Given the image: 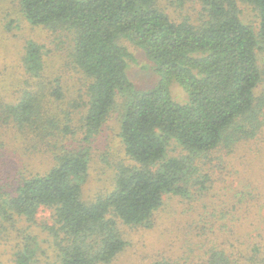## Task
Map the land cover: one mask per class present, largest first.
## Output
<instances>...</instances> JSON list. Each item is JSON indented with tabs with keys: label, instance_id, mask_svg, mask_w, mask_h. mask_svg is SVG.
<instances>
[{
	"label": "trees",
	"instance_id": "16d2710c",
	"mask_svg": "<svg viewBox=\"0 0 264 264\" xmlns=\"http://www.w3.org/2000/svg\"><path fill=\"white\" fill-rule=\"evenodd\" d=\"M158 1L18 0L30 25L73 34V63L89 80L86 100L76 106L86 111L77 148L66 146L72 136L68 125L57 132L52 122L43 124L44 95L37 91L24 89L16 103L0 106L1 123L20 132L33 130L52 148L49 170L22 180L14 196L0 192L3 219L32 222L41 208L52 211L58 249L52 264H111L127 246L119 224L153 227L165 197L181 202L185 216L168 244L179 254H161L151 264H264V198H258L264 190L245 183L255 175L254 164L252 175L239 176L229 198L223 187L218 192L215 187L226 176L215 180L209 165L228 163L223 155L210 156L217 149L236 155L251 151L259 161L260 149L247 142L264 126V91L256 95L264 83L259 66L264 0H199L197 24L172 20ZM239 2L257 12V31L241 21ZM120 39L153 63L159 77L154 87L135 89L127 73L132 56ZM21 63L26 74L38 77L42 46L28 42ZM172 83L186 93V103L172 99ZM51 96L61 100L63 95L57 88ZM118 104V136L133 166L119 165L112 190L87 202L82 196L89 173L87 145ZM172 142L181 147L179 156L168 157ZM25 252L22 264L34 257L33 250Z\"/></svg>",
	"mask_w": 264,
	"mask_h": 264
},
{
	"label": "rangeland",
	"instance_id": "374dc122",
	"mask_svg": "<svg viewBox=\"0 0 264 264\" xmlns=\"http://www.w3.org/2000/svg\"><path fill=\"white\" fill-rule=\"evenodd\" d=\"M158 6L172 20L181 21L186 18L194 24H197L202 10L199 0H159ZM238 9L241 21L257 31L259 17L255 9L242 2L238 3ZM31 41L42 46L43 70L38 77L26 74L21 63L25 46ZM119 43L132 56L127 73L135 89L142 91L154 87L159 77L153 63L140 48L128 40L120 39ZM73 45L74 36L70 31L32 26L23 17L18 0H0V106L16 103L27 88L44 95L40 110L43 124L52 122L55 131L68 125L72 136H68L69 139L66 140L67 148H77L81 144L86 111L84 107L78 109L76 106L86 100V87L89 83L88 78L73 63ZM259 58L260 69L264 71V48L259 52ZM57 88L63 95L61 100L51 96L53 89ZM263 91L264 83L258 87L256 95H261ZM170 92L175 102H187L186 93L176 83L171 84ZM119 121L118 104L100 132L87 145L90 151L89 173L82 192L83 199L87 202L112 190L119 165L133 166V162L125 155L118 136ZM37 134L33 130L20 132L13 124L0 122V192L4 197L14 196L22 180L43 174L52 167V148H47ZM247 143L250 148L260 149L259 161L253 158L251 151L246 154L241 151L236 155L228 154L226 149H217L210 155H223L226 161L229 160L228 163L213 160L209 164L215 180L221 181L226 176L223 183L215 185L217 192L223 187L222 192L226 193L223 194L224 198L231 197L230 191L235 192L239 176L244 171L251 174L253 164L255 175L251 174L253 178L245 183L247 186L251 183V187L261 186L264 190V126L258 136ZM182 153L181 147L176 143L170 144L168 157ZM204 162L202 159L201 164ZM258 198L263 199L264 195ZM164 203V208L154 215L151 228H130L119 224L127 246L111 264H151L156 258L160 259L161 254L164 257L179 254V249L171 251L168 244L177 234L175 230L178 220L185 219L180 214L182 205L171 197H165ZM261 213L264 215V203ZM53 225L52 211L47 208H41L32 222L18 216H13L10 220L0 217V264H22L20 258L27 254V248L34 252V257L28 264L55 263L58 249L52 231Z\"/></svg>",
	"mask_w": 264,
	"mask_h": 264
}]
</instances>
